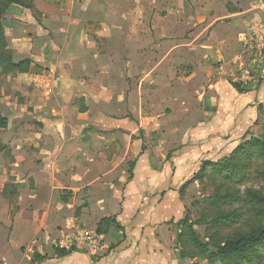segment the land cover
Wrapping results in <instances>:
<instances>
[{
    "label": "crops",
    "instance_id": "obj_1",
    "mask_svg": "<svg viewBox=\"0 0 264 264\" xmlns=\"http://www.w3.org/2000/svg\"><path fill=\"white\" fill-rule=\"evenodd\" d=\"M39 1L38 39L13 33L9 48L30 67L15 108L25 122L0 154V193L19 212L0 237V264H177L173 216L158 206L170 195L174 213L203 162L258 136L264 79L243 92L232 83L264 13L255 0ZM48 72L50 94L38 81ZM7 119L10 128L17 116ZM109 218L122 229L101 236L114 247L99 258L55 254L73 222L96 231Z\"/></svg>",
    "mask_w": 264,
    "mask_h": 264
},
{
    "label": "rangeland",
    "instance_id": "obj_2",
    "mask_svg": "<svg viewBox=\"0 0 264 264\" xmlns=\"http://www.w3.org/2000/svg\"><path fill=\"white\" fill-rule=\"evenodd\" d=\"M28 0H23V2L27 3ZM40 4L39 0H33L31 3V8H22L14 5H10L7 9L4 16V34L5 40L7 42L8 49L12 47L13 42L16 38L13 36V33H21V38L19 42L26 41L32 42L38 39L39 33L43 28L42 18L40 14ZM12 41H11V40ZM11 46H10V45ZM13 56V50L9 49ZM243 57L244 61H247L251 56V50L244 49ZM243 60V59H242ZM237 67V66H236ZM237 69V68H236ZM20 74L15 76H6L0 74V115L5 117H15L12 123V127L5 128L4 130H0V144L4 145L8 141V139L12 136V133L16 131L14 127V122H20L21 125L24 124L25 121L21 119L20 116L17 115L16 106L22 103L23 97L21 90L24 85V81L22 78H18ZM18 78V79H17ZM239 78V74L236 70V79ZM27 85V83H26ZM25 85V86H26ZM16 113V114H15ZM260 120L258 119V126H262L264 123V109L262 113L259 115ZM20 117V118H19ZM262 127H257L254 129V132L257 135L262 133ZM142 136V134H141ZM143 142L147 147H152V142H156L152 137H150V129H146L144 131ZM148 138V139H147ZM156 148V146H154ZM4 157H0V169L5 166V162L8 160L2 159ZM263 176H264V161L255 159L251 162V166L248 170L247 179L243 184L234 185L232 184V188H237L239 192L242 194V197L245 196L246 191L259 192L263 194ZM0 174V186L2 185L3 178ZM142 177L139 178V181ZM205 182L202 184H195L189 188H186L183 192L182 196L179 194H175V197H178L181 200L180 204H177L176 211H174V201L171 199L170 195L164 198L163 202L158 206L157 215H170L173 216L169 218L170 220L166 223L167 226L171 229L172 233L176 235L179 230V225L177 224L181 220L190 219L192 223H196L194 225V229L196 233L199 235L200 239L203 242L208 240H212L217 242L218 244L221 241H224L228 237H233L237 234V232H245L247 230L256 228H262L264 226V219L261 218L259 212L255 209V207H250L246 202L237 203L233 205L223 204L219 201V198L215 196V192L222 193L225 188L228 186L227 183L223 184V181L218 176H210L206 177ZM136 190L141 189L139 183L136 185ZM160 195L162 188H158ZM13 196V195H12ZM11 196V204L7 201L6 197H4L0 193V237L2 238L5 235H9L11 232V227L8 226L9 220L11 222L14 219V216L17 215L18 208L15 207L14 202L16 197ZM4 197V198H2ZM2 198V200H1ZM129 206H125V210H128ZM236 210L239 214H241V218L237 224H230L224 228L217 229H209L208 220H213L219 215H224L229 213L230 211ZM143 211V210H141ZM125 212V211H124ZM126 214L129 216V210L126 211ZM174 214V215H173ZM74 219L77 218L76 215H73ZM76 216V217H75ZM130 222V221H129ZM206 222V223H205ZM127 223V222H126ZM94 225V224H93ZM85 226L84 224L78 222L77 220L73 222L70 227H73V231L77 229H85L88 231H93L94 226ZM94 232V231H93ZM110 230L108 231L109 234ZM107 234V235H108ZM114 234H119L115 231ZM75 235V231L70 234V236L66 239L71 240V238ZM212 241V242H213ZM108 246V247H105ZM114 247V242L106 243L105 240L99 241L100 251H96L91 254V257H100L99 254H104L105 250H110ZM173 251L175 257L177 256V247L175 243L173 244ZM3 249H0V252H3ZM101 252V253H100ZM82 253V252H81ZM42 254L52 255V252L49 248L44 249ZM261 257L260 260L257 261L256 264H264V247L260 251ZM1 263V261H0ZM177 264H210L201 259H185L178 260ZM219 264V263H214Z\"/></svg>",
    "mask_w": 264,
    "mask_h": 264
},
{
    "label": "trees",
    "instance_id": "obj_3",
    "mask_svg": "<svg viewBox=\"0 0 264 264\" xmlns=\"http://www.w3.org/2000/svg\"><path fill=\"white\" fill-rule=\"evenodd\" d=\"M25 1V0H24ZM33 0H28L27 3L23 0H0V74L6 76H15L25 74L30 67L28 59L14 62L11 51L8 49L4 34V16L10 5L22 8H31ZM232 86L238 91L243 92V84L236 82ZM262 108L259 114L262 113ZM259 122V121H258ZM256 122V125H258ZM8 119L0 115V130L8 126ZM262 133L258 136H253L241 144H239L232 153L217 162H203L198 172L181 188L180 195L188 185L198 182L202 184L206 177L218 176L222 179L223 184L228 186L222 193L215 192V196L223 204L233 205L246 202L248 206L255 207L262 219H264V190L263 194L259 192L246 191L245 196L237 188H232L231 185H240L245 182L248 176V170L251 162L255 159L264 161V123L262 124ZM6 151V146L0 144V154ZM264 188V176H263ZM62 201H66L62 198ZM241 218L236 210L230 211L227 214L219 215L213 220H208L209 229L224 228L230 224H237ZM206 223V222H205ZM179 225L178 233L174 243L176 245L178 260H193L201 259L210 264H256L260 260V251L264 247V226L247 230L245 232H237L233 237H228L221 243L208 240L203 242L194 229L196 223H192L190 219H183L177 223ZM112 227L121 231L120 225L115 218L103 219L100 221L96 229V234L102 236L107 234ZM213 241V242H212ZM55 254L58 257H65L74 250L54 248ZM36 259H39L36 257Z\"/></svg>",
    "mask_w": 264,
    "mask_h": 264
},
{
    "label": "built area",
    "instance_id": "obj_4",
    "mask_svg": "<svg viewBox=\"0 0 264 264\" xmlns=\"http://www.w3.org/2000/svg\"><path fill=\"white\" fill-rule=\"evenodd\" d=\"M254 7L264 13V0H255ZM251 56L247 61L241 60L237 65L239 78L237 81L243 85L253 82L256 77L264 79V26L257 27L252 31V45L250 47ZM39 83L47 89V93L52 92L51 84L53 76L50 72L43 73L38 78ZM101 236L96 231L85 229L75 230V235L69 239L58 241L55 244L57 249L74 250L86 254L100 251L99 241Z\"/></svg>",
    "mask_w": 264,
    "mask_h": 264
}]
</instances>
